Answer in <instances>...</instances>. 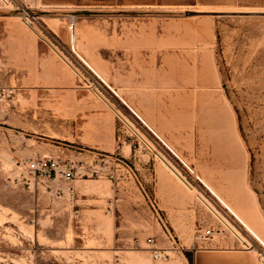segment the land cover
<instances>
[{
    "label": "rangeland",
    "instance_id": "374dc122",
    "mask_svg": "<svg viewBox=\"0 0 264 264\" xmlns=\"http://www.w3.org/2000/svg\"><path fill=\"white\" fill-rule=\"evenodd\" d=\"M0 84V264H195L232 227L264 264V0L0 3Z\"/></svg>",
    "mask_w": 264,
    "mask_h": 264
},
{
    "label": "built area",
    "instance_id": "2783aa9c",
    "mask_svg": "<svg viewBox=\"0 0 264 264\" xmlns=\"http://www.w3.org/2000/svg\"><path fill=\"white\" fill-rule=\"evenodd\" d=\"M13 0H0V3L8 7ZM23 22L27 26H34L36 18L28 10H23ZM12 90L6 86L0 84V102L8 99L12 94ZM26 172L29 174L32 181L37 180L42 182L44 180H63L70 181L75 176V167L69 160H62L60 158H49V157H39L35 159H28L25 163ZM30 187V184H28ZM63 190L56 188L54 190L55 197L60 198ZM67 198L71 199L74 196V189L68 185L66 187ZM212 230L205 229L200 230L197 233V238L201 240H208L212 237ZM238 238V237H237ZM245 249H250L252 247L251 243L244 242ZM157 253L155 256H159Z\"/></svg>",
    "mask_w": 264,
    "mask_h": 264
},
{
    "label": "crops",
    "instance_id": "0c3cea01",
    "mask_svg": "<svg viewBox=\"0 0 264 264\" xmlns=\"http://www.w3.org/2000/svg\"><path fill=\"white\" fill-rule=\"evenodd\" d=\"M134 112V111H133ZM137 117L143 119L140 115L134 112ZM145 124L146 121L142 120ZM173 151V150H172ZM212 195L219 201V203L230 212L232 217L238 222L246 233L251 236L257 242H260L256 236H254L243 224L239 215L233 206V203L226 199L224 196L220 198L215 191L211 190ZM235 205V204H234ZM244 211V210H243ZM248 214L252 212L245 211ZM250 239V238H249ZM264 245V243H261ZM257 245H255L256 247ZM195 264H259L257 257L252 250H245L240 248L236 243L231 240H225L222 242L212 241L209 245L204 246L196 250V262Z\"/></svg>",
    "mask_w": 264,
    "mask_h": 264
},
{
    "label": "bare ground",
    "instance_id": "6f19581e",
    "mask_svg": "<svg viewBox=\"0 0 264 264\" xmlns=\"http://www.w3.org/2000/svg\"><path fill=\"white\" fill-rule=\"evenodd\" d=\"M84 78V77H83ZM97 93V92H96ZM102 96V95H101ZM223 121V120H222ZM226 121V120H225ZM141 136V135H140ZM142 137V136H141ZM149 144V143H148ZM162 158V157H161ZM161 160H163V159H161ZM165 160V159H164ZM169 164V163H168ZM167 167H169L171 170H172V172L174 173V174H176V176L177 177H179L182 181H183V183H184V180H183V178H181V175L171 166V164L170 165H168ZM178 178V179H179ZM198 198L201 200V201H203L205 204H207V202H206V200L201 196V195H198ZM182 202H184V201H182ZM186 203V202H185ZM213 208V207H212ZM217 213V212H216ZM215 216L217 217V218H219V219H221V216H219L218 214H215ZM249 218L250 219H252V226L255 228V230H257L258 232H260V230H261V225L259 224V222H258V218L255 216V215H253V214H249ZM221 220H223V218L221 219ZM230 228H231V226H230ZM231 231H232V233L234 234V235H236L237 237H238V239L241 241V243L243 244L244 242H245V240L242 238V237H240V235H238L236 232H235V230H233V227L231 228ZM237 231V230H236ZM238 232V231H237ZM262 232H264V231H262ZM242 236V235H241ZM246 239V238H245ZM15 260V259H14ZM174 261V260H173ZM171 263V262H170ZM178 264V263H177Z\"/></svg>",
    "mask_w": 264,
    "mask_h": 264
}]
</instances>
